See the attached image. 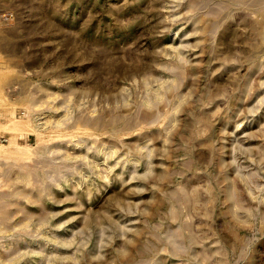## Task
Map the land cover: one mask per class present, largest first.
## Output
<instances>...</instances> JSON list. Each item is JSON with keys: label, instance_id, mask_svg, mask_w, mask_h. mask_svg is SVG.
<instances>
[{"label": "rangeland", "instance_id": "374dc122", "mask_svg": "<svg viewBox=\"0 0 264 264\" xmlns=\"http://www.w3.org/2000/svg\"><path fill=\"white\" fill-rule=\"evenodd\" d=\"M0 264H264V0H0Z\"/></svg>", "mask_w": 264, "mask_h": 264}]
</instances>
